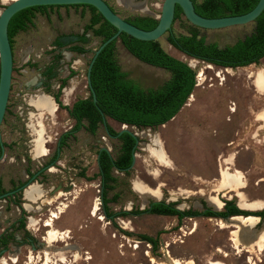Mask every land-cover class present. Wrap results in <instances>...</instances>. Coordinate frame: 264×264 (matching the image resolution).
<instances>
[{
	"label": "rangeland",
	"instance_id": "obj_1",
	"mask_svg": "<svg viewBox=\"0 0 264 264\" xmlns=\"http://www.w3.org/2000/svg\"><path fill=\"white\" fill-rule=\"evenodd\" d=\"M106 1L121 17L145 14L155 18L159 16L163 2L130 0V6H126L121 0ZM7 3L0 0V9ZM90 12V9L81 7L48 8L44 14L38 12L33 23L13 38L11 86L0 125V179L5 190L26 179L27 169L35 173L51 160L56 152L57 138L74 124L66 110L58 105L53 116L43 112L41 119L47 153L33 157L32 130L39 113L34 105L36 95L47 93L53 100L59 81L65 77L67 82L60 95L64 105H71L76 98L89 95L86 68L100 38L87 32L90 42L86 48L89 50L83 54L69 50L68 45L54 49L52 53L50 50L56 37L74 38L81 33L89 22ZM188 26L182 16L172 27L176 34H185ZM253 26L250 22L221 29L200 28L199 32L206 41L224 46L250 33ZM165 36L158 40L166 52L189 65L191 60L194 61L191 67L196 71V83L189 95L193 100L188 102V97L173 118L155 128L127 127L138 138L135 162L126 173L112 170L115 181L106 190L110 201L102 204L114 216L121 211L128 213L113 219L105 218L99 196L96 149L105 146L115 155L117 141L105 134L102 124L94 134L80 129L74 138H67L68 143L60 149L57 162L36 176L33 183L38 187L34 202L27 200L24 193V198L20 193L11 200L7 197L0 199V233L6 232L9 236L7 249L0 252V257L7 259L6 264H41L45 254L50 256V264H155L150 256L170 264L166 254L182 261L190 259L193 264H207L209 259L208 264L211 261L264 264V239L262 248L258 249L256 237V233L264 230V218L253 224L252 229L240 230L239 248L230 240L231 232L239 228L234 225L220 228L218 222L222 219L199 215L184 217L177 224V219L172 216L137 213L150 201H156L150 196L143 195L142 198V194L134 189L135 183L139 182L150 190L160 187L161 197L157 201L174 202V206L181 210L206 207L221 210L210 204L209 198L216 196L223 203L229 199L237 202L236 192H240L245 201H264V126L255 119L256 112L264 108V93L255 91L254 77L250 73L264 68V57L258 63L223 67L180 52L168 43ZM57 53L61 56L55 68L57 73L45 86L46 82L41 83L44 80L41 71ZM115 58L127 76L147 81L149 88H158L169 78L166 70L132 56L119 40L115 44ZM71 70L73 73L67 75ZM199 70L203 72V81L196 85ZM106 122L115 131L122 128L110 117H106ZM155 137L161 142L170 167L161 165L150 156L147 148ZM77 165L82 168L80 171ZM224 168L241 174L243 184L236 191L225 192L217 188ZM155 170L159 173L156 178L152 174ZM96 198L98 215H92ZM63 202L65 206L51 224L64 237L48 243L44 238L48 228L43 224L44 219ZM20 216L25 220L23 229L16 228ZM35 218L39 219L36 229L30 228L29 222ZM24 230L29 235L24 234ZM243 232H247V236ZM140 234L153 237L158 234V245L153 248L151 243L139 237ZM76 252L80 257L74 260ZM11 256L15 257L14 262L9 259ZM61 257L67 262H61Z\"/></svg>",
	"mask_w": 264,
	"mask_h": 264
},
{
	"label": "trees",
	"instance_id": "obj_2",
	"mask_svg": "<svg viewBox=\"0 0 264 264\" xmlns=\"http://www.w3.org/2000/svg\"><path fill=\"white\" fill-rule=\"evenodd\" d=\"M195 11L205 17H219L225 15H238L252 9L258 0H192ZM53 7H73L90 9L89 22L83 27V31L73 37L60 36L56 37L51 46L54 49H60L70 43L68 49L83 54L89 49L86 44L90 38L86 35L91 32L92 36L99 37V45L116 32L104 17L91 5L88 4H71V5H39L24 8L16 12L8 23V37L13 50V38L20 32L28 28L33 23L36 14L45 13V10ZM183 16L182 10L177 6L173 23L180 20ZM127 20V19H126ZM133 25L149 30L157 24V18L150 15H135L128 19ZM187 21V20H186ZM189 23V22H188ZM253 29L242 38H239L233 45H227L219 48L217 43H207L206 39L199 32V27L189 23L185 34H176L173 30L167 35L170 44L178 46L184 54L204 60L211 64L223 67L245 66L258 61L264 57V10L253 21ZM173 26V24H172ZM66 38V40H63ZM135 58L154 67H159L169 72V78L158 88L143 89L133 80L127 78V73L120 69L115 58V44L117 41ZM98 45V46H99ZM94 53V51H93ZM93 55V54H92ZM61 58L60 53L52 56L50 62L41 71L48 85L49 80L56 75V65ZM35 66V64H32ZM73 73L70 71L69 75ZM196 71L188 65L187 62L180 60L166 52L159 43V40H138L124 32L105 45L95 58L90 71L91 86L93 88L96 102L93 101L92 91L88 87L89 95L86 97L76 98L71 105H64L60 100L61 89L66 85L67 78L59 81L53 98L59 108L66 110L68 116L74 120L70 131L64 134L67 137L71 132L85 129L87 132L94 134L100 124L103 125L100 111L106 116L117 122L125 123L137 128H155L164 124L179 111L185 104L196 83ZM107 129L111 135H117L118 131L113 130L108 124ZM117 152L112 155L109 151H101L99 160L101 167L104 169L107 182L106 190L112 187L115 181L111 174L114 168L121 171L126 169L132 159V152L136 150L138 142L137 136L127 132H122L117 137ZM1 152V151H0ZM56 155L53 156V159ZM27 173L33 174L27 169ZM103 193L102 200L104 204L110 201ZM5 190L1 185L0 194ZM20 193L7 196L8 200L12 197H18ZM20 204V202H18ZM174 202L150 201L149 205L138 210L137 213H149L157 215H170L178 218V223L183 216L202 215L206 217H227L232 215H260L264 218V210H243L237 207L236 202L229 199L225 200L228 210L215 211L211 208L198 209H177ZM108 214V208H106ZM128 212L121 211L120 215ZM16 228L23 229L25 220L20 216L16 220ZM27 235L28 232L25 231ZM139 237L151 243L155 248L158 245V234L153 237L146 234H140ZM6 241H8L6 239Z\"/></svg>",
	"mask_w": 264,
	"mask_h": 264
},
{
	"label": "water",
	"instance_id": "obj_3",
	"mask_svg": "<svg viewBox=\"0 0 264 264\" xmlns=\"http://www.w3.org/2000/svg\"><path fill=\"white\" fill-rule=\"evenodd\" d=\"M71 4H88L93 6L104 17V19L107 20L116 29V32L113 35H111L109 38L104 40L94 50V53L91 56L86 68V82H87V86L92 91L94 102H96V98L90 80V71L92 65L95 61L96 56L101 51V49L109 42H111L113 39H115L120 32H124L138 40H158L167 31L171 30L173 18H174L175 5H178L180 7L184 18L189 23L202 29H221L234 25H242V24L250 23L253 22L264 10V0H258L256 5L252 9L242 14L225 15L219 17H205L198 14L195 11L192 0H163L161 5V12L157 17V24L153 28L149 30H145L133 25L132 23L121 17L119 14H117L106 0H10L0 9V125L2 123L6 111V106H7V101L11 86L12 71H13V51L8 37V23L11 17L16 12L27 7L39 6V5H71ZM100 113L102 117L103 126L109 137L116 138L122 132H127L133 136H136V134L133 131L127 128L128 125L122 122H120L122 128L118 131L117 135L112 136L107 129L106 116L101 111ZM0 146L2 148L1 142H0ZM102 149L108 151L106 147H102ZM98 157H99V153L97 154V161H98ZM134 162H135V152H132L131 163L126 169H130L133 166ZM52 163L48 164L42 169L52 166ZM34 177L35 175L31 176V178L28 181L23 183L18 188L0 194V199H3L8 195H11L16 191H20V190L22 191V197H24L23 196L24 190L33 182ZM99 196L102 204L103 203L102 195ZM235 197L237 198L236 194ZM236 205L240 209L250 210L239 206L238 201L236 202ZM250 211H254V210H250ZM102 215L105 216L104 209ZM238 215L247 216L242 214H238ZM248 215H252V214H248ZM232 216H237V215H232ZM112 217L113 216H110V218ZM188 217L193 218V216H188ZM230 217L231 216H227L225 218L223 217H217V218L222 220H227ZM162 247H165L164 243H162Z\"/></svg>",
	"mask_w": 264,
	"mask_h": 264
},
{
	"label": "bare ground",
	"instance_id": "obj_4",
	"mask_svg": "<svg viewBox=\"0 0 264 264\" xmlns=\"http://www.w3.org/2000/svg\"><path fill=\"white\" fill-rule=\"evenodd\" d=\"M2 2H9L10 0H1ZM118 1V0H117ZM121 3H123L126 6H130V0H121ZM135 6V5H134ZM194 61L191 60L190 66H194ZM209 65V64H208ZM211 67V66H210ZM226 70L229 68H225ZM254 79L253 83L256 87V89L260 92H264V68L257 70V71H252ZM198 77V83L196 85H199L203 81V72L201 70L198 71L197 74ZM72 88L69 89L71 91ZM193 100V96L191 95L188 99V102ZM34 105L36 106L37 110L39 111L37 118H36V123L34 124L32 133L34 135V148L32 150L33 152V157H41L45 156L47 153V148L45 147V142L47 141L45 139V131H44V125L42 123L41 115L43 112L49 114V115H54V113L57 110V104L55 101H53L49 95L39 93L36 95V99H34ZM257 117L260 118L261 120L264 121V108L257 113ZM144 135L143 133H140V135ZM47 143V142H46ZM150 156L154 157V159L160 163L161 165L169 166L170 167V160L167 158L166 153L164 151V148L162 147L161 142L155 137L153 139V143L147 148ZM227 160V159H226ZM231 160V159H230ZM152 174L154 177H158L159 173L158 171H153ZM243 184V180L241 178V174L239 172H229L225 168L222 169L220 172V178L217 182V188L219 190H223L225 192L229 191H236L237 187L241 186ZM161 186V185H160ZM37 187L38 185L36 184H30L25 190H24V196L27 200L34 202L35 201V194L37 192ZM160 188V187H159ZM159 188L156 189H148L146 185L143 183H135L134 189L141 193L142 198L144 196H150L153 197L157 200V198L161 197V192L159 191ZM40 194V193H39ZM216 195V194H215ZM236 196L238 197V204L242 208H247L250 210H255L257 206H263L264 207V202L260 201H253V202H248L243 200V195L240 192H236ZM210 204H212L215 208H220L223 204V202L216 196H212L209 198ZM62 203V202H61ZM59 203V206L50 213L49 217L44 219L43 224L45 226H48L46 232L44 233V238L46 242H54L55 240H61L63 235H60V233L55 229L52 224L51 220L56 218L58 216V213L62 211L63 207L65 206L64 202L63 204ZM98 200L97 198L95 199L93 206H92V215H98ZM99 219H102L101 216L98 217ZM258 220V216L254 215H247V216H231L227 220H220L219 226L220 228H224L230 225H234L236 228L231 232V237L230 240L232 241V245L234 247H239L240 248V236L239 232L240 230L247 231V229L255 224ZM39 219H31L29 222V227L36 229V225L38 223ZM252 229V227H251ZM249 231V230H248ZM249 233V232H248ZM245 234L244 236H247V232H243ZM67 237V236H66ZM256 237L258 238V249L262 248V240L264 239V230H261L260 232L256 233ZM248 250V249H247ZM80 257L79 252H76L75 254V259L77 260ZM165 257L169 260L170 264H193L192 260H187V261H182L178 258H174L169 256L168 254L165 255ZM88 258V257H87ZM9 259L14 262L16 259L14 256L9 257ZM39 260V259H38ZM61 262H67L64 257L59 258ZM150 260L154 262L155 264H164L162 261L153 258V256H150ZM51 259L49 254H45L41 264H50ZM250 262V261H249ZM7 259L5 257H2L0 259V264H6ZM210 264H224L221 261H211Z\"/></svg>",
	"mask_w": 264,
	"mask_h": 264
},
{
	"label": "flooded vegetation",
	"instance_id": "obj_5",
	"mask_svg": "<svg viewBox=\"0 0 264 264\" xmlns=\"http://www.w3.org/2000/svg\"><path fill=\"white\" fill-rule=\"evenodd\" d=\"M194 5V4H193ZM111 6V5H110ZM177 6L178 5H175V10H176V8H177ZM112 7V6H111ZM113 8V7H112ZM194 9H195V7H194ZM175 10H174V13H175ZM135 15H143V14H132L131 16H129V17H123L124 19H127V21H128V19H132V16H135ZM145 15V14H144ZM151 16V15H150ZM131 23V22H130ZM173 24V23H172ZM172 30H173V27H171V30H169V31H167L164 35H166L165 37H166V40H167V35L168 34H170L171 32H172ZM163 35V36H164ZM246 35V34H245ZM243 37V36H242ZM242 37H238V38H236L231 44H227V45H233L239 38H242ZM63 40H66V38H64ZM168 41V40H167ZM207 43H214V41H206ZM169 43V42H168ZM216 43V42H215ZM170 44V43H169ZM66 45H68V46H70V43L69 44H66ZM65 45V46H66ZM171 46H173L175 49H177V50H179L180 52H182L183 53V51L178 47V46H174V45H172V44H170ZM227 45H224V46H219L218 44H217V46L219 47V48H223V47H225V46H227ZM65 46H63V47H65ZM53 47V46H52ZM200 60V59H199ZM202 61H204V60H202ZM206 62V61H205ZM69 73H70V71L68 72V74L67 75H69ZM42 75V74H41ZM43 78H44V80L43 81H41V83H43V82H45L46 80H45V77L43 76ZM127 78H129V79H132L137 85H139L141 88H143V89H151V88H149V85L147 84L148 82L147 81H145V80H142V79H134V78H132V77H129V75L127 76ZM53 79V78H52ZM51 80V79H50ZM50 80L48 81V82H50ZM46 84V83H45ZM146 84V85H145ZM45 86H48L47 84L45 85ZM58 86H59V83H58ZM145 87H147V88H145ZM53 100H54V98H53ZM72 127V126H71ZM68 131H70V129L69 130H66L64 133H62L58 138H57V142H56V152H55V154L54 155H56V158H57V156H58V154H59V152H60V149H62L65 145H66V143H68V141H67V137H74V132L72 133H70L69 135H67V137H64V134L66 133V132H68ZM112 136H115V135H112ZM113 139H117V137L116 138H113ZM102 147L103 146H99V147H97V151H96V167H97V178H98V180H99V183H98V185L100 186V188H99V195H102L103 196V193L105 192V190H106V186H107V182L105 181V176H106V173H105V171H104V169L101 167V163H100V160H99V157H98V161H97V154L99 153V156H100V153H101V151H106V150H104V149H102ZM53 155V156H54ZM53 159V157L51 158V160H49L48 162H45L44 164H42L43 166H42V168L43 167H45V166H47L48 164H50V163H54V162H57V159ZM85 166V165H84ZM77 167L79 168V166L77 165ZM42 168H40L39 170H37L35 173H33V174H29V173H27V178L26 179H24V180H19L18 182H16L15 183V185L10 189V190H13V189H16V188H18L19 186H21L23 183H25L26 181H28L30 178H31V176H33V175H35V177H34V179H36V176H38L39 174H41L42 172H43V170H42ZM82 168H79V171L81 170ZM114 170H116V171H119V172H127V171H121V170H119V169H117V168H114ZM27 172V171H26ZM78 173V172H77ZM82 175V174H81ZM84 175V174H83ZM82 175V176H83ZM9 191V190H8ZM16 193H22V191L20 190V191H16L15 193H13V194H16ZM2 194V193H1ZM9 196V195H8ZM222 196H224V194H222ZM6 198V197H5ZM159 201V200H158ZM148 205H149V203H148ZM224 205H225V200H224V203L222 204V206L220 207V208H218V209H221V210H224V211H227L228 209L226 208V207H224ZM177 208V207H176ZM103 209L105 210V218H110V216H113L112 217V219L115 217V216H119L120 215V213L121 212H117V213H115L116 215L114 216V213H112V214H108L107 212H106V209H105V206H104V204H102V214H103ZM177 209H179V208H177ZM189 209V208H188ZM202 209H204V208H202ZM181 210V209H180ZM262 210H264V209H262ZM215 211H220V210H215ZM254 211H256V210H254ZM157 215V214H156ZM165 216H170V215H165ZM195 216H199V215H194L193 217H195ZM202 216V215H201ZM258 217H259V220L260 219H262L261 217H260V215H257ZM172 217H175V216H172ZM184 217H187V218H189L188 217V215H186V216H183L182 218H181V220L184 218ZM176 219H177V224H178V218L177 217H175ZM214 218H217V217H214ZM23 233L25 234V230L23 231ZM8 234H6V232H1L0 233V252L1 251H3V250H6L7 249V247H8V244H9V241H6V239L7 240H9L8 239ZM27 240L29 239L28 237H26V236H24ZM30 240V239H29ZM0 259H1V257H0Z\"/></svg>",
	"mask_w": 264,
	"mask_h": 264
},
{
	"label": "crops",
	"instance_id": "obj_6",
	"mask_svg": "<svg viewBox=\"0 0 264 264\" xmlns=\"http://www.w3.org/2000/svg\"><path fill=\"white\" fill-rule=\"evenodd\" d=\"M253 85H254V83H253ZM254 88H255V91H256L257 93H259V94H263V93H264V92H260V91H258V90L256 89L255 85H254ZM261 110H262V109H261ZM261 110H259V111H261ZM259 111H258V112H259ZM258 112H256V114H255V117H256L255 119H258V120L261 122V126H264V122H263L260 118L257 117V113H258ZM71 119H72V118H71ZM128 126H129V125H128ZM103 127H104V126H103ZM131 127H135V126H131ZM82 129H83V128H82ZM84 130H85V129H84ZM104 131H105V128H104ZM76 132H77V131H75L74 134H76ZM105 134H107L106 131H105ZM107 136H108V134H107ZM74 137H75V135H74ZM74 137H73V138H74ZM67 138H68V137H67ZM110 138H111V137H110ZM112 139H113V138H112ZM113 140H116V141H117V139H113ZM117 143H118V141H117ZM103 147H105V146H103ZM106 148H107V147H106ZM107 149H108V148H107ZM108 151H109V150H108ZM50 164H51V163H50ZM34 180H35V179H34ZM34 180H33V181H34ZM32 183H33V182H32ZM32 183H31V184H32ZM240 188H241V187H240ZM235 194H236V193H234V196H235ZM23 198H24V197H23ZM253 201H260V200H259V199H255V200H252V199H251V200H248V202H253ZM261 202H264V201L261 200ZM262 209H264L263 206H257V207L255 208V210H262ZM258 220H259V217H258ZM258 220H257V221H258ZM194 231H196V229H195ZM194 231L191 232V233L188 232L187 234H192V233H194ZM232 248H233V246H232ZM217 253H219V252H217ZM209 260H210V259H209ZM209 260H207V264H208V261H209ZM185 261H187V260H185Z\"/></svg>",
	"mask_w": 264,
	"mask_h": 264
}]
</instances>
